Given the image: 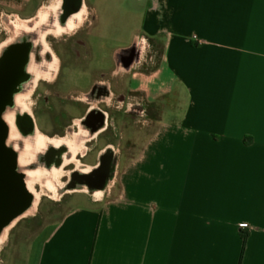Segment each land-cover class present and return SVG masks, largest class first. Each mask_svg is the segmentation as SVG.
I'll list each match as a JSON object with an SVG mask.
<instances>
[{
  "label": "crops",
  "instance_id": "1",
  "mask_svg": "<svg viewBox=\"0 0 264 264\" xmlns=\"http://www.w3.org/2000/svg\"><path fill=\"white\" fill-rule=\"evenodd\" d=\"M80 1L108 56L141 37L161 54L119 73L146 112L121 120L102 196L40 237L33 264H264V0ZM54 2L0 0V21Z\"/></svg>",
  "mask_w": 264,
  "mask_h": 264
},
{
  "label": "flooded vegetation",
  "instance_id": "2",
  "mask_svg": "<svg viewBox=\"0 0 264 264\" xmlns=\"http://www.w3.org/2000/svg\"><path fill=\"white\" fill-rule=\"evenodd\" d=\"M86 14V7L80 0H55L33 20H21L20 24L9 22L12 35L9 37L7 33H2L0 41V113L2 101H8L12 90L27 86L29 95L37 87L34 96L37 116L25 115V120L21 122L25 138L20 139L21 147L15 146L21 149V160L26 155L30 156L29 163L24 166L28 176L45 173L48 180H54V174L62 171V175L64 167L75 168L66 173L68 182L60 190L56 189L57 193H92L100 198L103 194L100 182L112 169L114 150L106 147L108 149L100 155L97 167L80 162L88 161L86 148L89 151L95 148L92 141L102 139L109 130L110 117L103 109L107 108L109 88L112 86L106 82L114 81L119 72L115 55L111 56V66L106 65L105 60L109 57L104 43L92 46L84 39L81 43V39L77 38ZM87 29L88 26H85L83 30ZM136 49L141 53L143 48L134 47ZM62 51L67 55H63ZM129 54V51L118 53L121 71L132 68L131 64L128 67L122 65L131 62L127 57ZM43 88L50 90L48 98L44 91L41 92ZM56 88L73 90L58 92L54 91ZM66 104L79 107L80 119L75 120L66 112ZM46 110L51 111L46 113L52 117L51 127H46L44 120L40 119ZM9 116L8 124L12 126ZM45 133L49 137H44ZM6 134L7 127L0 122V217L11 208L14 190L16 196L25 190L24 174L13 170V163H18V160L14 150L4 143L7 141ZM46 153H51L53 159L48 170L38 166L40 157ZM33 164L37 165L36 170L29 169ZM92 175L94 182L89 184Z\"/></svg>",
  "mask_w": 264,
  "mask_h": 264
},
{
  "label": "rangeland",
  "instance_id": "3",
  "mask_svg": "<svg viewBox=\"0 0 264 264\" xmlns=\"http://www.w3.org/2000/svg\"><path fill=\"white\" fill-rule=\"evenodd\" d=\"M46 8L42 9V12H44ZM39 13V14H40ZM18 20V21H17ZM33 20V19H31ZM30 21V20H28ZM9 22L20 24L21 20L14 17H6L2 21H0V30L3 33H7L10 37L12 35V32L9 30L8 25ZM87 20L85 19L81 25V27L78 29L79 34L77 35V38L81 39V43H84V40L90 43L92 46H97L100 44L99 39L100 36H92L89 34V32L84 31L83 29L86 24ZM124 39H126L125 42H127V39H129L127 33H124ZM84 39V40H82ZM116 42L109 41L108 44V52H109V58L105 60L106 65L109 67L111 66V58L110 53L112 52V49L116 46ZM135 45L128 47L125 50H122L123 52L129 51L130 54L127 56L131 62L122 64L124 67H128L130 64L132 65V68L137 66L138 64L143 63L144 60L149 59H158L159 55L161 54L160 46H156L155 44H152L150 42L146 43L145 51L140 54L139 49L134 50ZM97 51V50H96ZM119 51V52H122ZM134 51V52H133ZM115 54V59L118 62V72H124L121 71V64L118 60V53ZM67 53V52H66ZM64 51H62L63 55H67ZM111 79V78H110ZM109 79V80H110ZM117 77H115L114 81L106 82L109 83L111 88H109V98L107 101V108L106 110L103 109L104 112H107L110 117V123H113L114 127H110L106 135L102 136V139L95 138L92 142L95 148H91L92 150L89 151V148H86L85 153L89 152L88 161H82L80 162L83 165H90L95 160L96 154L100 152V150L106 147H112L115 151L117 149V143L118 138L116 136L117 132L120 131V125L121 120L123 118L128 117L129 115H137V113L134 112V110L137 108L136 105H132L134 102V99H132L131 95H124L125 97H119L121 88L120 85H117L116 83ZM108 86V85H107ZM106 86V87H107ZM38 90L37 87L28 95L29 90L27 89V86H21L18 89L12 90L11 95L9 96L8 103V114L10 115V120L12 121V126H6L8 130L7 141L11 143L13 148L15 146L21 147V138L24 137V132L21 128V122L25 120V115L27 114H34V117L37 116L38 110H36V103L34 100V96L36 94V91ZM73 89H62V88H56L54 91H64L68 92ZM46 93V97L48 98L49 95V89L43 88L41 89V92ZM121 95V94H120ZM54 102V101H53ZM52 102V103H53ZM56 102V101H55ZM73 102V101H72ZM54 104V103H53ZM49 106L48 104H46ZM66 112L70 113L72 117L75 120L80 119V109L79 107H75L74 105L69 106L65 105ZM47 112H51L49 110H46L41 114L40 119L42 118L44 120V124L46 127H51L53 125L52 117L49 115H46ZM146 112V111H145ZM33 120V117H32ZM119 124V126H118ZM116 126V127H115ZM31 131V130H30ZM29 131V136H30ZM73 132V131H72ZM76 135V134H74ZM47 133H45L44 137H46ZM52 139H59L58 137H51ZM73 141L69 140V142ZM12 149V147H11ZM17 160L19 159V154L16 150H14ZM24 158L29 159L30 156L26 155ZM52 160L51 159V153H46L44 156L40 157L38 166L44 167L45 169H50L52 166ZM78 160V156H77ZM30 170H36L37 165L33 164L29 166ZM75 168H70L68 166L64 167V172L62 175L58 176L56 178L57 184L60 186H64L68 182V177L66 176V173L74 170ZM115 172V171H114ZM22 173V172H21ZM94 175L91 176L89 180V184H92L94 182L93 180ZM116 180V179H115ZM115 180H113L115 182ZM100 188V187H95ZM35 190L40 195V199L37 203V206L33 213L23 217L20 219L16 225L12 228V230L9 232L8 237L6 241L3 244H0V264H33L34 262V256H32L33 248L37 246V242L40 237H42L44 234H47L53 227H55L61 219L72 209L87 205L92 203V200L94 199L92 193H64L63 195H60L57 193L55 189L48 188L44 184H35Z\"/></svg>",
  "mask_w": 264,
  "mask_h": 264
},
{
  "label": "bare ground",
  "instance_id": "4",
  "mask_svg": "<svg viewBox=\"0 0 264 264\" xmlns=\"http://www.w3.org/2000/svg\"><path fill=\"white\" fill-rule=\"evenodd\" d=\"M8 107L9 103L8 101L4 100L1 103V113H0V122L5 127L8 126V120L7 116L8 114ZM4 143L10 147H12L13 150H16L19 154L18 163H13V170L22 172L24 174V186L26 187V195H27V201L26 203L16 207L15 209H11L8 212H5L0 217V244H3L7 237L9 232L12 230V228L16 225V223L22 219L23 217L31 214L34 212L37 203L40 199V195L35 190V184H44L48 188L53 189H59L64 187L57 184L56 178L61 174L62 171L54 174V180H48L46 177L47 175L45 173L41 174H27V171L25 169V165L29 163V159L23 158L20 159V152L21 149L16 148L11 145L9 141H4ZM14 160V159H13ZM44 179V180H41Z\"/></svg>",
  "mask_w": 264,
  "mask_h": 264
},
{
  "label": "built area",
  "instance_id": "5",
  "mask_svg": "<svg viewBox=\"0 0 264 264\" xmlns=\"http://www.w3.org/2000/svg\"><path fill=\"white\" fill-rule=\"evenodd\" d=\"M134 45H135V47H138V48H140L142 46L143 49H142V51L140 53V54H142V52H144L145 51V48H146V40L143 37L136 38V41H135ZM133 104L134 105L137 104V108L134 110V112L137 113V115H139V116H144L145 110L143 109V107L141 106V104H139V103H137L135 101L132 103V105Z\"/></svg>",
  "mask_w": 264,
  "mask_h": 264
},
{
  "label": "water",
  "instance_id": "6",
  "mask_svg": "<svg viewBox=\"0 0 264 264\" xmlns=\"http://www.w3.org/2000/svg\"><path fill=\"white\" fill-rule=\"evenodd\" d=\"M25 190L22 194H20L19 196H16L15 190H14V194L11 200V209H15L16 207L26 203L27 201V195H26V187L24 186Z\"/></svg>",
  "mask_w": 264,
  "mask_h": 264
}]
</instances>
